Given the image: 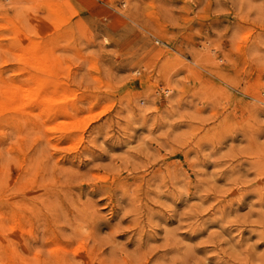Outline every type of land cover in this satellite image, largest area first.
<instances>
[{"label":"rangeland","instance_id":"rangeland-1","mask_svg":"<svg viewBox=\"0 0 264 264\" xmlns=\"http://www.w3.org/2000/svg\"><path fill=\"white\" fill-rule=\"evenodd\" d=\"M0 264H264V0H0Z\"/></svg>","mask_w":264,"mask_h":264}]
</instances>
